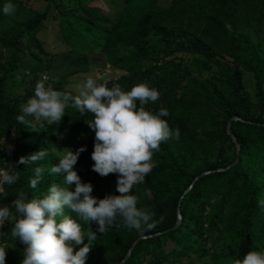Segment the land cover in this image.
Masks as SVG:
<instances>
[{"label": "trees", "instance_id": "1", "mask_svg": "<svg viewBox=\"0 0 264 264\" xmlns=\"http://www.w3.org/2000/svg\"><path fill=\"white\" fill-rule=\"evenodd\" d=\"M200 1L210 3L211 9L203 11ZM6 3L16 6L11 15L3 12ZM123 3L119 14L111 18L87 0H45L41 10L27 0H0V51L9 50L8 57H0V169L20 172L17 182L3 185L0 207L8 206L18 219L20 214L12 202L19 191H24L27 199H42L52 184L65 186L63 174L48 171L60 158L53 149V126L43 122L41 127L33 117H25L35 124L33 129L16 117L22 115L21 106L34 97L35 84L40 80L46 87L75 96L61 80L84 67L66 70L48 85L42 74L30 71L22 92L16 95L2 87L18 69L19 53L39 60L40 55H47L36 34L54 6L58 31L70 50L86 59L97 48V55L89 57L92 63L87 65L96 66V58L102 57V62L120 71L106 79L109 88L119 84L129 91L136 84L146 83L158 90L159 99L146 104L145 109L153 114L167 109L169 115L161 119L170 128L180 129L179 139L162 142L160 150L153 153L156 166L145 176V183L135 185L130 193L138 197V208L154 212L148 221L152 228L142 224V231L130 230L117 218L103 234L97 231L96 222L87 224L65 208V214L83 231L90 228L96 233L85 264H175L181 259H186L183 264H195L196 260L200 264H233L250 250L264 251V208L258 206V200L264 199V0ZM237 21L243 27L229 32L226 24ZM85 31L97 34L100 42L95 47ZM177 52L187 57H175ZM213 67L215 71L203 76ZM245 75L252 95L245 89ZM230 116L240 118L229 122L237 155L225 132ZM92 119L93 114L85 112L82 120L62 127L77 149L85 148L74 170L82 182L91 183V195L97 199L119 195L117 174L102 177L92 170L95 133L85 123ZM2 139L11 140L10 152ZM40 149L49 152L44 160L16 163L21 156ZM39 166L45 172L33 189L30 179ZM216 168L222 169L213 170ZM204 170L210 171L197 175ZM74 189L73 184L69 190ZM13 226L10 222L0 226V243L13 241ZM139 235L146 236L135 239ZM84 243H88L87 237ZM24 247L22 244L23 252Z\"/></svg>", "mask_w": 264, "mask_h": 264}, {"label": "clouds", "instance_id": "2", "mask_svg": "<svg viewBox=\"0 0 264 264\" xmlns=\"http://www.w3.org/2000/svg\"><path fill=\"white\" fill-rule=\"evenodd\" d=\"M15 7L6 3L4 14L11 15ZM17 79L20 77L17 76ZM107 83L106 80L97 83L95 79L88 78L78 86V95L73 96L53 90L51 86L46 87L44 80H40L35 84L34 97L21 106L22 115H18L16 120L33 129L35 124L43 127V122L58 125L69 102L81 115L85 112L93 114V119L85 122L95 133L92 170L102 177L117 174L116 191L119 193L102 199L92 196L91 183L82 182L74 170L79 154L85 148L80 147L75 152L63 149L58 164L48 171L50 174H63L65 186L52 184L42 199H27L21 190L12 202L20 214L12 228V236L25 245L21 264H85L91 242L97 238L96 233L90 228L87 232L83 231L75 219L65 214V208L87 224L96 222L97 231L103 234L117 218L130 230L142 231V224L149 229L153 227L148 221L154 212L138 208V197L130 193L135 185L145 183V176L156 166L153 153L160 150L162 142L179 139L180 129L178 126L170 128L167 121L161 119L169 115L167 109L161 108L156 114L145 109L146 104L156 102L160 97L155 88L139 83L124 91L119 84L109 88ZM27 116L33 117L35 124L26 120ZM8 150L11 151V146ZM48 155L47 150L40 149L26 157L21 156L16 163L34 164ZM13 167L16 168L15 165ZM44 172L43 166L34 169L31 188H36L42 181ZM19 179V171L0 169V195L4 194L3 185L14 184ZM73 184L75 189L71 191L69 189ZM258 206L264 208V199L258 200ZM11 218L8 206L0 207V226ZM85 237L87 244L84 243ZM76 246H80L78 250ZM5 260L6 247L0 246V264H5ZM233 264H264V251L250 250Z\"/></svg>", "mask_w": 264, "mask_h": 264}, {"label": "rangeland", "instance_id": "3", "mask_svg": "<svg viewBox=\"0 0 264 264\" xmlns=\"http://www.w3.org/2000/svg\"><path fill=\"white\" fill-rule=\"evenodd\" d=\"M29 4L37 9H42L45 4V0H27ZM170 0H160V4H165ZM88 4L99 6L103 9L111 18H114L119 14L123 7V0H87ZM199 3V2H198ZM200 7L203 11H208L211 9V4L208 2L200 1ZM57 12L54 6L50 9V13L44 21H42V28L37 32L36 36L41 42L43 48L47 51V55H40V60L36 57L27 54L19 53V66L16 71H14L10 76H8L5 81H3L2 87L4 90L10 92L13 95L20 94L23 87L26 85L27 79L30 71L36 70L38 74H42L46 78V84L56 81L61 73L66 70H69L74 67L83 68V70L75 72L71 75L63 77L61 80V85L64 88L71 90L75 96L79 93L78 86L86 81L88 78H93L99 83L102 81L100 77H103V80H106L110 77H116L120 71L111 69L108 64L102 62V57H97L96 66H90L89 57L92 59L93 55L96 56V50L94 54H89L88 58L83 55H80L77 51L70 50L68 42L58 31L57 26ZM109 26V24H106ZM227 29L229 32L234 29H241L243 23L237 21L235 23H227ZM87 40L92 42V45L95 47L97 43L100 42V39H97V34L91 31H85ZM35 53L36 50H34ZM2 58L8 57L9 50L0 51ZM175 57H187L183 52H177L174 54ZM92 63V61H91ZM88 66L85 68V66ZM27 70V73L25 72ZM215 71V68H209L204 71L203 76H208L210 73ZM17 76L20 79H17ZM245 89L252 95V85L247 76H244ZM72 112V113H71ZM85 116V113L81 115L79 110L74 106L70 105L65 109V115L62 117L61 122L58 125H52L55 130L56 136L53 141V149L55 153L60 156L63 149H71L73 152L77 150L76 144L68 137L63 126L69 125L75 121L82 120ZM2 144L9 146L11 143L10 139H2ZM16 217L12 214V218L5 223L10 222L11 224L15 223ZM0 246L6 247V260L5 264H21L22 259L24 258V252L22 251V244L19 239L14 238L10 243H0ZM186 259H181L176 261L175 264H183ZM195 264H200V261H195Z\"/></svg>", "mask_w": 264, "mask_h": 264}, {"label": "water", "instance_id": "4", "mask_svg": "<svg viewBox=\"0 0 264 264\" xmlns=\"http://www.w3.org/2000/svg\"><path fill=\"white\" fill-rule=\"evenodd\" d=\"M262 90H263V92H264V82H263V85H262ZM237 119H240L239 117H237V116H230L229 118H227V120H226V122H225V132H226V134L227 135H229L230 136V139L232 140V142H233V144H234V147H235V152H236V155H237V150H238V145H237V142H236V140H235V137H234V135L232 134V132H231V130H230V128H229V122H230V120H237ZM236 157V156H235ZM235 161V159L233 160V162ZM222 168H226V166L225 167H222ZM222 168H216V169H213V170H220V169H222ZM210 170H204V171H201L200 173H198L197 175H200V174H204V173H207V172H209ZM196 175V176H197ZM196 176H194V178H196ZM193 178V179H194ZM176 216H177V219H178V214H177V212H176ZM177 221V220H176ZM175 221V222H176ZM144 236H146V235H139V236H137L135 239H137V238H141V237H144ZM133 242H134V240L131 242V244L129 245V248L131 247V245L133 244ZM127 253V252H126ZM122 260V259H121ZM121 260L119 261V262H121Z\"/></svg>", "mask_w": 264, "mask_h": 264}, {"label": "crops", "instance_id": "5", "mask_svg": "<svg viewBox=\"0 0 264 264\" xmlns=\"http://www.w3.org/2000/svg\"><path fill=\"white\" fill-rule=\"evenodd\" d=\"M46 77V76H45Z\"/></svg>", "mask_w": 264, "mask_h": 264}]
</instances>
